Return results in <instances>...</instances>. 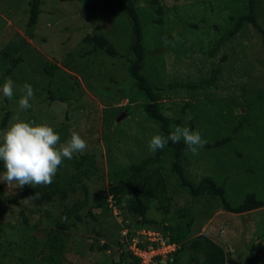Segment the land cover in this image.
I'll use <instances>...</instances> for the list:
<instances>
[{
  "label": "rangeland",
  "instance_id": "obj_1",
  "mask_svg": "<svg viewBox=\"0 0 264 264\" xmlns=\"http://www.w3.org/2000/svg\"><path fill=\"white\" fill-rule=\"evenodd\" d=\"M29 1L0 0V52L13 56L24 46V61L10 76L0 54V123L4 107L11 112L0 131V160L32 169L29 144L12 140H43L64 163L65 169H55L60 173L79 174L82 163L80 182L92 195L72 182L76 192L68 191L64 204L74 211L60 229L63 260L53 263L44 236L63 200L35 205L23 191L38 177L0 172V264H113L129 224L183 246L203 236L225 252V264H264V207L228 212L203 183L212 177L233 207L250 193L264 201V43L250 24L225 38L248 1L114 0L137 5L146 50L142 74L174 137L193 145L178 162L187 181L201 186L199 195L182 186L173 148L164 146L155 162L160 125L146 114L128 72L134 40L129 17L110 14L102 0H41L31 37ZM255 2L264 26V0ZM95 33L105 39L100 48ZM228 135L229 144L206 147ZM12 153L17 157L10 159ZM148 158L152 184L134 194L130 166ZM115 192L145 204L146 214H135L132 222Z\"/></svg>",
  "mask_w": 264,
  "mask_h": 264
},
{
  "label": "trees",
  "instance_id": "obj_2",
  "mask_svg": "<svg viewBox=\"0 0 264 264\" xmlns=\"http://www.w3.org/2000/svg\"><path fill=\"white\" fill-rule=\"evenodd\" d=\"M248 9L247 12L239 17L236 20L232 30L226 35V39H229L235 32H237L240 27L245 24L252 25L258 32V35L261 37L264 43V26L259 22L255 14V0H247ZM102 5L107 9L110 14L115 13H124L127 15L132 23L133 31V43L131 46L132 62L128 66L129 75L135 81V86L145 100L144 109L146 114L150 119L155 121L160 125L159 139L156 143V160L158 162L160 155L162 154L163 147H170L174 150L175 162L173 169L175 173L179 176L180 182L184 188L189 189L195 195H199L201 191V186L195 188L189 181H187L181 166L179 165V160L181 159L182 152H187L193 145L190 143H185L174 137V132L171 129V120L164 116L160 111V106L158 103V94L153 86H151L146 78L143 76V68L145 64V55L146 50L143 45V25L140 21L139 14L137 12V5L134 2H123V1H114V0H102ZM41 0H30L29 1V19H28V32H30L31 37L33 36V30L35 29L39 15L41 13ZM94 38L96 41L100 42L96 44V48L103 46L105 41L103 36H100V33H95ZM87 41V40H86ZM23 45L20 46L17 54L11 56L9 53L0 52L1 56L7 58L8 65L6 67V76H10L16 69V67L23 63ZM5 78H3L2 83H5ZM4 87V86H3ZM7 106V105H5ZM5 113L0 123V131L3 130L9 123L11 112L5 108ZM232 141V135H228L221 140L215 141L213 144H208L206 147L219 149ZM14 143H27L31 149L32 157L36 162L35 166L30 168H25V166H20L19 164L12 162V160L1 161L0 160V172L14 173L22 175H27L35 179L34 186L30 190H24L23 194L29 195V199L38 206H43L46 203H55L56 199L63 200L61 205L63 207L59 215L52 218L49 221L48 225L50 228L46 232L44 239L45 245L50 250L51 262L59 263L62 262L63 248H64V238L60 229H64L65 226H68L69 219L72 218L73 208H69L64 204V201L67 199L68 191L71 193L76 192V188L72 186V182L82 184L81 189L85 191L87 197L92 195L90 189L87 188L85 182L81 183L80 179L85 175V170L82 168V163L78 162L79 165L76 167L80 171L79 174L75 175H66V172L60 173L58 170L65 169L64 163L53 156L49 150L48 144L43 141H36L31 137H21L15 138L12 140ZM17 157V153H12L9 155L10 159ZM151 159L144 161L142 164H131L130 174L133 177V181L129 179V186L131 187L132 193L139 194L148 192L150 189L151 177L147 172V167ZM85 177V176H84ZM204 184L208 185V188L212 192L221 198L224 206L228 212H233L236 214H244L251 212L253 210L264 207V201L257 198L256 194L250 193L246 196L245 200L238 206L233 207L226 198L225 188L217 186L212 177H207L204 179ZM114 201L120 206L124 202V205L128 209V213L131 214V221L135 222V214L144 216L146 214V205L145 204H134L129 203L127 200H124L121 195L117 192L114 194ZM103 204V200L100 201ZM99 202V204H100ZM81 207V206H80ZM80 207H77L79 211ZM121 209V208H120ZM122 212V211H121ZM63 223V224H62ZM124 229L129 230L127 237L121 236V241L118 243L121 247V253L119 255V260L113 264H139L140 259L135 257L134 254L129 249V244L132 238L135 236L137 230H133L132 224L129 226H124ZM165 233V232H164ZM203 241L206 245H203ZM169 242H174L178 245L179 249L174 254V259L170 261L169 264H225V252L213 243L210 240L205 239L201 236L198 239L188 242L184 246L178 241V239L169 237ZM203 247L204 253L202 257L199 255V248ZM181 249L183 250L182 254L179 255Z\"/></svg>",
  "mask_w": 264,
  "mask_h": 264
},
{
  "label": "built area",
  "instance_id": "obj_3",
  "mask_svg": "<svg viewBox=\"0 0 264 264\" xmlns=\"http://www.w3.org/2000/svg\"><path fill=\"white\" fill-rule=\"evenodd\" d=\"M128 229H124L122 236L127 237ZM129 249L135 257L140 259L139 264H168L172 261L178 245L169 242V237L161 232L139 230L132 238Z\"/></svg>",
  "mask_w": 264,
  "mask_h": 264
},
{
  "label": "clouds",
  "instance_id": "obj_4",
  "mask_svg": "<svg viewBox=\"0 0 264 264\" xmlns=\"http://www.w3.org/2000/svg\"><path fill=\"white\" fill-rule=\"evenodd\" d=\"M146 230H150V229H146ZM137 231H138V230H137ZM150 231H156V230H150ZM157 232H158V231H157ZM164 235H165V234H164ZM173 259H174V257H173ZM173 259H172V260H173ZM169 263H170V262H169ZM169 263H168V264H169Z\"/></svg>",
  "mask_w": 264,
  "mask_h": 264
}]
</instances>
